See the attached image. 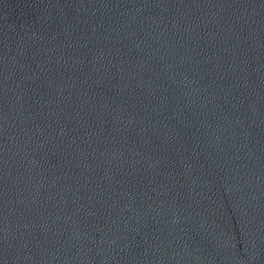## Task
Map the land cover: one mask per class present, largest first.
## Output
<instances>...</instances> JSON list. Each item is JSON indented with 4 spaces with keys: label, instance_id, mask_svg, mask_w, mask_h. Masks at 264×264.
Segmentation results:
<instances>
[{
    "label": "water",
    "instance_id": "water-1",
    "mask_svg": "<svg viewBox=\"0 0 264 264\" xmlns=\"http://www.w3.org/2000/svg\"><path fill=\"white\" fill-rule=\"evenodd\" d=\"M0 264H264V0H0Z\"/></svg>",
    "mask_w": 264,
    "mask_h": 264
}]
</instances>
